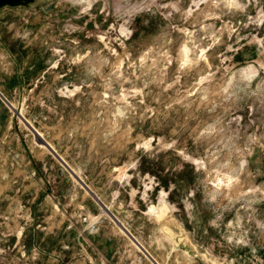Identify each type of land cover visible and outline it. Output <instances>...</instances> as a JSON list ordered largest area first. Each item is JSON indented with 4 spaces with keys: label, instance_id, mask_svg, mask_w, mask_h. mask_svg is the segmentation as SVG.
<instances>
[{
    "label": "rangeland",
    "instance_id": "1",
    "mask_svg": "<svg viewBox=\"0 0 264 264\" xmlns=\"http://www.w3.org/2000/svg\"><path fill=\"white\" fill-rule=\"evenodd\" d=\"M0 93V264H264V0L0 4Z\"/></svg>",
    "mask_w": 264,
    "mask_h": 264
},
{
    "label": "water",
    "instance_id": "2",
    "mask_svg": "<svg viewBox=\"0 0 264 264\" xmlns=\"http://www.w3.org/2000/svg\"><path fill=\"white\" fill-rule=\"evenodd\" d=\"M13 0H0V4H3V3H5V5L6 4H9V3H11ZM0 98L1 99H3V100H5V102L7 101L3 96H2V94L0 93ZM44 143V145L51 151V152H53L54 153V151L52 150V148L48 145V144H46L45 142H43Z\"/></svg>",
    "mask_w": 264,
    "mask_h": 264
},
{
    "label": "bare ground",
    "instance_id": "3",
    "mask_svg": "<svg viewBox=\"0 0 264 264\" xmlns=\"http://www.w3.org/2000/svg\"><path fill=\"white\" fill-rule=\"evenodd\" d=\"M39 137V136H38ZM152 212V211H151Z\"/></svg>",
    "mask_w": 264,
    "mask_h": 264
}]
</instances>
